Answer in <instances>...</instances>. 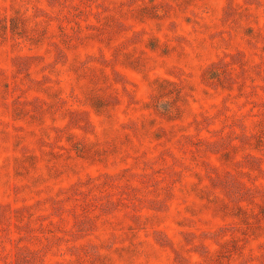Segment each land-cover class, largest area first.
<instances>
[{"label": "rangeland", "instance_id": "1", "mask_svg": "<svg viewBox=\"0 0 264 264\" xmlns=\"http://www.w3.org/2000/svg\"><path fill=\"white\" fill-rule=\"evenodd\" d=\"M0 264H264V0H0Z\"/></svg>", "mask_w": 264, "mask_h": 264}]
</instances>
